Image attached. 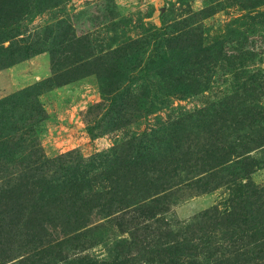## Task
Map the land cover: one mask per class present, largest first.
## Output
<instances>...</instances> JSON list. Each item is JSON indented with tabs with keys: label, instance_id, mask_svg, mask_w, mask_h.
Masks as SVG:
<instances>
[{
	"label": "rangeland",
	"instance_id": "374dc122",
	"mask_svg": "<svg viewBox=\"0 0 264 264\" xmlns=\"http://www.w3.org/2000/svg\"><path fill=\"white\" fill-rule=\"evenodd\" d=\"M22 1L0 0V264L150 261L152 255L142 254V248H167L165 227L158 235L141 232L138 241L133 240L137 231L127 223L128 217L104 218L101 203H107L112 170L89 171L78 201L67 187L49 201L40 185L53 178L68 180L69 173L62 170L67 163L82 167L95 154L113 161L118 154L124 158L132 146L121 143L131 137L138 141L162 118L181 117L243 95L248 96L245 108L256 113L259 104L264 106V0ZM4 23L10 25L6 30ZM160 36L178 37L190 47L222 43V51H214L220 59L211 70L207 91L194 96L178 93L167 89L155 73L137 70L122 75L115 67L114 61L124 55L150 52ZM6 49L20 53L10 66ZM196 54L188 52L192 59ZM205 57L209 64L210 55ZM118 93L130 101L129 110H114L112 96ZM161 106L166 109L158 111ZM119 122L127 125L111 129ZM187 139L190 147L178 161L160 165L151 161L131 172L133 177L142 173L145 181L155 179V170L168 177L163 187L171 197L170 206L160 217L173 236L190 235L193 243H200L210 235L215 241V212L220 218L237 213L233 207L238 197L245 199L248 189L264 187V149L246 160L253 169L250 181L220 185L214 174L215 144L207 149L192 136ZM203 150L211 158L204 157ZM52 159H59V168L50 165ZM46 169L41 178L39 172ZM196 171L201 175L190 181ZM35 172L34 178L29 176ZM146 189L144 196L150 195ZM255 255L256 261L236 264H264V251Z\"/></svg>",
	"mask_w": 264,
	"mask_h": 264
},
{
	"label": "trees",
	"instance_id": "16d2710c",
	"mask_svg": "<svg viewBox=\"0 0 264 264\" xmlns=\"http://www.w3.org/2000/svg\"><path fill=\"white\" fill-rule=\"evenodd\" d=\"M3 26L4 30L10 27L7 23H4ZM8 37L10 36L3 37L2 42L6 41ZM159 38L160 41H154V48L150 52L148 49L144 50L140 57L124 55L123 58L114 61L115 67L122 75H131L137 70L155 73L161 78L167 89H173L178 93L186 92V94L194 96L207 91L211 83V70L213 71L220 59V56L214 51L218 50L220 53L223 49L222 43L217 42L204 48L199 43L198 45L192 44L190 47L178 37L160 36ZM8 50L10 49H6L10 54V62L7 66H10L19 59L13 57L20 53ZM189 51L197 53L194 59L188 55ZM202 51L205 52L204 56L200 55ZM207 54L210 55L209 64L206 62L205 55ZM115 72H118L116 68ZM115 91L113 90V92ZM105 93H107L106 90L101 92L103 98L107 96ZM121 96L120 93L112 96L114 101L116 100L115 111L122 112L126 110V107L127 110L130 108V101L127 102L128 99L120 98ZM246 98H248L247 95H243L242 98L237 97V99L227 98L230 99V102L224 99L209 104L201 110L185 112L181 117L172 116L168 120L162 118L154 129L141 134L142 139L140 137L137 141L131 137L126 141L127 143H121L122 147H133L124 158L118 154V157L113 161L106 155L95 154L87 164L82 166L84 168L80 163H67L62 170L69 173V179H48L46 183L40 185V192L41 194L44 192L49 201H53L58 195H63V190L67 187L69 191H75L71 192V195L73 199H76L75 201H78L81 199L79 194L85 189L84 185L88 182L90 172L97 171L99 168L109 169L113 171L114 177L112 181L108 180L111 184V191L107 192V203H101L102 211H104L101 213L105 215L104 218L109 219V216L118 214L122 216L121 218L128 217L127 223H133L137 231V235L132 234L133 240L137 238L138 241L139 236L144 235L141 232L148 233L152 230L158 235L163 233L162 228L165 227V245H170L167 248L156 250L144 246L140 252L143 254L145 251L152 256H150V261L142 258L143 264H176L180 259L179 264H236L241 260L247 263L256 261L258 257L255 254L264 251V202H261L264 196L262 195L264 187L255 188V190L248 189L245 199L238 197L237 204L233 207L237 213L225 214L226 218H220L219 214L215 212V241L214 237L203 235L205 238L199 239L200 243L198 240L193 243L195 237L190 238V235L183 236L178 233V237L177 235L173 236L171 230H166L167 223L160 217L169 210L170 206L168 199L171 197L166 194L163 187L168 182L166 174L155 170L153 172L156 175L155 179L145 181L141 180L142 173L138 177H133L131 172L133 168H138L140 171L143 166L148 167L151 161L155 165L178 161V157L185 153L184 150L189 149L190 145H187L186 142L188 136H192L195 141H200V145L207 149L213 147L212 143L215 144V150H213L216 162L214 174L220 185L223 183L243 184V181H250L253 169L246 160L250 159L252 152L264 149L263 139L261 140L264 137V106L259 104L256 108L257 112L252 114L248 108H245L247 106ZM162 109H166L165 106L158 108V111ZM123 123L119 122L113 126L110 125V127L117 129L127 125ZM202 153L204 157L211 158L208 151L203 150ZM103 156H106V159ZM57 160L59 159H52L53 165L51 163L50 165L53 168H59ZM101 160L103 161L101 162ZM226 165L228 172L224 173ZM46 166L43 168H47ZM31 167L34 168L33 165ZM127 172H131V175L128 179H124L123 176ZM36 173L29 176L34 178ZM46 173H48L47 169L40 171L38 175L42 178ZM191 173L193 178H189L190 181L201 175V172L198 171ZM59 181L64 184L60 186ZM184 181L189 182V180ZM147 187L150 195L144 196ZM137 220L138 223H135ZM216 231L219 232V235L216 234ZM122 240L126 241L125 238ZM160 245H164L163 241ZM154 255H156L155 258Z\"/></svg>",
	"mask_w": 264,
	"mask_h": 264
}]
</instances>
